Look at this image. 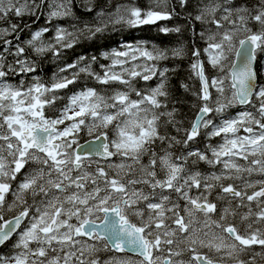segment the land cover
I'll use <instances>...</instances> for the list:
<instances>
[{
  "label": "snow or ice",
  "instance_id": "snow-or-ice-1",
  "mask_svg": "<svg viewBox=\"0 0 264 264\" xmlns=\"http://www.w3.org/2000/svg\"><path fill=\"white\" fill-rule=\"evenodd\" d=\"M192 3L117 4L115 11L97 12L95 23L73 22L69 30L55 22L75 20L73 0H0V22L13 15L46 18L24 41L20 33L28 24L0 28V264H256V257L264 259V179H244L243 187L225 183L244 173L264 176V83L255 67L264 53V0L252 7L247 0H208L189 14V25L206 27L199 33L193 29L205 46L190 49V69L200 87L192 91L194 119L187 128L178 101L169 98L170 69L157 66L169 52L184 57L183 45L124 43L100 57L81 55L58 66L50 83L35 76L32 83L13 80L36 73L37 59L50 54L60 60L64 50L103 34L109 25H156ZM91 4L85 0L89 13ZM158 31L183 29L163 25ZM82 74L104 87L73 90ZM154 77L155 87L136 86ZM181 87L190 91L187 84ZM237 105L246 108L231 116ZM198 138L208 143L193 150ZM176 146H183L180 154L172 151ZM201 161L222 168L205 175L191 167ZM249 189L255 190L249 194ZM249 253L252 258L244 259Z\"/></svg>",
  "mask_w": 264,
  "mask_h": 264
},
{
  "label": "trees",
  "instance_id": "trees-1",
  "mask_svg": "<svg viewBox=\"0 0 264 264\" xmlns=\"http://www.w3.org/2000/svg\"><path fill=\"white\" fill-rule=\"evenodd\" d=\"M74 2V17L75 20L71 18H66L61 21H57L55 23L60 24L63 27H68L71 30V23H77L78 27H83L86 23L92 24L95 23L96 13L101 9H105L107 11H115V5L124 4V3H135L136 5L147 8L148 6L153 4V0H92L91 6L94 8V11L89 13L85 7V0H73ZM208 0H193L192 7L188 8L187 11L184 9L177 8V11L180 13L179 16H175L171 21H158L156 25H146L141 26L139 28H129L127 25L117 24L114 27L109 25L108 29L103 34H97L93 39H81L79 45L74 46L73 49L64 50V55L60 60H55L53 57L48 54L46 57L37 59V72L34 74H28L23 77H15L14 81H18L23 78L28 83H31V79L35 76L37 79L50 83L53 78V73L58 70V66H63L65 63H71L78 56H85L90 58L91 56L100 57L101 53L110 51L111 49L120 48L124 43H136L138 41H144L146 46L149 48L152 45H156L160 48L171 49L174 47L184 46L186 50V55L182 58H172L171 53L169 52V59L164 61L157 62L158 68L167 67L170 69L168 73V83L167 88L169 91V98L175 99L178 103L175 105L181 112V117L183 119L184 127H190L191 121L194 119V110L192 109V104L195 102L196 98L192 95V91L199 90L200 84L198 79L193 75L190 69V64L192 63V58L190 55V49L193 44L198 45L201 49L205 46L204 42L199 40L198 35L195 33H199L202 30V27L198 22L194 25L188 24V16L191 13L193 16L196 14L198 5H202L203 3H207ZM236 2H243V0H233ZM258 0H247V3L250 7L255 6ZM176 0H169V7H175ZM10 23H17L23 26L24 24H28L29 27L24 29L23 32L20 33V41H24L30 38L31 32L40 29L45 26L46 18L45 16H41L39 19L31 16H24L23 18H17L14 15L10 17L8 22H0V28H8ZM167 25L168 27H176L180 26L183 31L181 33H171L164 34L158 31V27ZM253 31L257 30L258 25L255 22H252L250 25ZM52 35L50 32L46 35V38H49ZM8 39H12L15 42V36H9ZM264 58V53L258 54V62L256 63V70L258 73V78L260 83H264V77L261 74L262 64L261 60ZM11 59V58H9ZM205 59V57H202ZM100 63H109V61H105L103 59L100 60ZM96 70L99 71V64L93 65ZM208 71L206 75H213L214 70L211 67L207 66ZM174 71H171L173 70ZM157 83V78H153L148 82H144L143 80H138L136 82V86L138 88H144L146 86L155 87ZM87 84L88 86H93L97 88H103L104 86L97 85L95 81L85 80L82 78L79 83L75 86L73 90H79L80 87ZM182 84H187L189 86L190 91L186 92L184 88L181 87ZM112 87H121L119 85H113ZM68 95H71V92H68ZM135 98V97H133ZM66 103V101H64ZM171 107V105H170ZM234 109L229 110L230 115L232 116ZM168 132L172 135H177L178 138H183V134H177L174 129L169 128ZM199 143H193L192 149L196 148L204 149L205 144L208 143L207 140L203 138H198ZM83 142V141H82ZM214 143L219 142V138H214ZM166 147V145H165ZM183 146H176L172 151L174 154H180ZM195 170L200 171L201 173L207 175L210 172H219V165L216 167H212L205 162L201 161L197 165L194 166ZM225 183H229L226 181ZM194 194H197V190L194 189ZM214 198V197H213ZM247 210V209H246ZM245 210V211H246ZM242 212L241 210H239ZM9 248H4V252H8Z\"/></svg>",
  "mask_w": 264,
  "mask_h": 264
},
{
  "label": "flooded vegetation",
  "instance_id": "flooded-vegetation-1",
  "mask_svg": "<svg viewBox=\"0 0 264 264\" xmlns=\"http://www.w3.org/2000/svg\"><path fill=\"white\" fill-rule=\"evenodd\" d=\"M191 166V165H190ZM191 167H193L194 168V170H195V167L194 166H191ZM211 173V172H210ZM246 176H247V173H244L243 174V176H242V178L241 179H239V180H236V181H234V183L235 184H237L238 183V185L240 186V187H243V180L244 179H248V180H260V179H264V176H260V175H256V174H253L252 176H249V177H247L246 178ZM253 190H255V189H249L248 190V192H249V194H251V191H253ZM192 195H195L194 193H191ZM182 203V202H181ZM253 207H255L254 205H253ZM242 212H244V210H246V209H240ZM247 211V210H246ZM237 222H238V220H237ZM253 248L255 249V251L256 252H259L260 251V246H253ZM117 256H121V255H123L122 253H117L116 254ZM244 259H251L252 258V254L251 253H249V254H247V255H245L244 257H243ZM256 264H264V259H262L261 257H256Z\"/></svg>",
  "mask_w": 264,
  "mask_h": 264
},
{
  "label": "rangeland",
  "instance_id": "rangeland-1",
  "mask_svg": "<svg viewBox=\"0 0 264 264\" xmlns=\"http://www.w3.org/2000/svg\"><path fill=\"white\" fill-rule=\"evenodd\" d=\"M261 64H262V71H261V74H262V76L264 77V58L261 60ZM209 67H211L210 65H208ZM32 81H33V77H32V79H31V83H32ZM243 110H245V109H243ZM242 109H239L238 108V106L234 109V111H233V114H232V116H235L236 115V113L237 112H239V111H243ZM241 163H243V161H241ZM222 168V165H219V169H221ZM220 171V170H219ZM247 177H249L248 176V174H247V176H246V178ZM234 181H236V180H234ZM234 181H228L229 183H234ZM237 185H238V183H237ZM192 193H194V190L192 191ZM255 206V205H254ZM245 211V210H244ZM237 220H238V218H237Z\"/></svg>",
  "mask_w": 264,
  "mask_h": 264
},
{
  "label": "water",
  "instance_id": "water-1",
  "mask_svg": "<svg viewBox=\"0 0 264 264\" xmlns=\"http://www.w3.org/2000/svg\"><path fill=\"white\" fill-rule=\"evenodd\" d=\"M240 108H242V107H245V106H241V105H238Z\"/></svg>",
  "mask_w": 264,
  "mask_h": 264
},
{
  "label": "bare ground",
  "instance_id": "bare-ground-1",
  "mask_svg": "<svg viewBox=\"0 0 264 264\" xmlns=\"http://www.w3.org/2000/svg\"><path fill=\"white\" fill-rule=\"evenodd\" d=\"M209 155H210V153H209Z\"/></svg>",
  "mask_w": 264,
  "mask_h": 264
}]
</instances>
